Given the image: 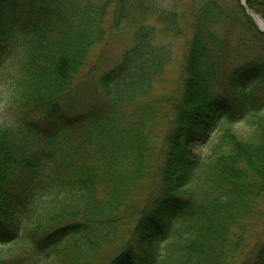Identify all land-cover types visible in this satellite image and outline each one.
Returning <instances> with one entry per match:
<instances>
[{"label":"trees","instance_id":"16d2710c","mask_svg":"<svg viewBox=\"0 0 264 264\" xmlns=\"http://www.w3.org/2000/svg\"><path fill=\"white\" fill-rule=\"evenodd\" d=\"M237 1L231 11L205 0L195 15L173 123L150 177L147 132L136 122L121 130L115 110L147 93L146 83L164 67V48L152 42L150 28L139 26L135 43L99 76L108 102L83 106L74 78L89 45L102 38V7L87 4L79 16L71 0H0V70L13 69L5 93L10 117H1L0 105V241L20 237L32 203L49 193L62 207L33 226L45 233L32 237L33 251L82 233L85 240L72 238L65 248L87 257L73 264H90L98 243L116 231L113 223L101 233L105 224L129 203L138 212L133 241L107 264L237 263L246 227L264 202V31ZM246 3L264 17V0ZM220 23L239 30L235 46L216 29ZM244 50L252 56L229 64ZM249 112L244 136L236 124ZM74 130L84 139L75 140ZM136 189L146 192L141 202L132 197ZM78 214L86 220L64 221ZM45 223L54 229L43 231ZM255 243L256 253L241 264H264V239ZM0 264L26 263L0 256Z\"/></svg>","mask_w":264,"mask_h":264},{"label":"rangeland","instance_id":"374dc122","mask_svg":"<svg viewBox=\"0 0 264 264\" xmlns=\"http://www.w3.org/2000/svg\"><path fill=\"white\" fill-rule=\"evenodd\" d=\"M71 1L77 2L79 6L77 14L79 16L83 14L87 4H90L93 8L97 6V10L100 6L102 8L104 6V10L101 8V12L103 11L101 20L102 38L89 45V55L86 57L79 75L76 74L74 78L79 89L78 99L84 102L83 106L92 103L104 104L105 102L106 104L108 102L109 98L105 96L103 88L98 83L99 76L104 71L115 66L123 52L135 43L134 34L139 26L149 27L152 42L156 46L164 48L160 51L163 57L166 58L164 67L158 74L155 73L152 76L149 83H146L148 85L151 84L150 90L147 93L138 91L133 99H127L115 104L117 120L121 130L136 122L141 126L142 130L147 132V145L149 144V146L146 150L145 170L148 176L153 177L158 164L162 160L167 133L173 123L174 112L172 107L174 100L180 93L185 77L186 56L194 29L193 21L205 0ZM218 1L229 6L231 11L238 9L237 0ZM93 12L94 9L92 10ZM224 28L221 23L216 26L219 33L223 34L226 32L229 35L231 44L235 46L239 40V30L232 27ZM20 44L18 43L15 47ZM251 56L252 52L248 50H244V53H232L229 58V64L230 62L231 64L240 63ZM12 70L11 63L0 70V105L2 107L1 117L3 118L4 116L10 117L11 112L9 109L7 110L10 104L6 99L5 93L8 91ZM261 111L264 112V108ZM250 114V112L247 113L243 120L236 124L244 136L248 133L250 127ZM70 134L75 140L84 139V135L78 130H74ZM40 137H42V134H40ZM207 150H209V146H205L204 151L206 152ZM150 177L141 175L139 180L150 183ZM140 186L143 187V183H140ZM98 187L99 194H102L106 189L103 184ZM132 197H136L137 202H141L143 198H146V192L144 190L137 191L136 189ZM32 204V210L23 217V234L6 243L0 241V256H8L14 259L20 258L26 264H73L74 260L78 262L87 260V257L78 249L65 248V243L72 238H76L80 242L85 240L82 233L67 236L57 244V247L52 245V247L45 248V250H32V237L38 240L45 235L44 232L34 233L32 230L33 226L37 225L39 221L44 222L46 215H51L52 211L59 210L62 207V202L55 198L53 199L48 193L41 195ZM136 209V205L127 203L119 212V215H114L115 219L109 220L105 224V228L102 229L101 233L105 234L112 230L114 233L106 238L104 237L98 243V248L91 253L93 256L90 264H107L113 256L132 240L138 215ZM65 215L67 216L69 213ZM70 219L85 221L86 217L78 214L77 217L69 216L64 221ZM113 223L116 224V231L115 229L109 230ZM48 226L50 225H47V223L43 224L41 226L42 230L48 232L50 230ZM52 229L54 227H51ZM246 231L245 242H243L245 252L243 255L240 254V256L242 255L241 258L237 259V263L234 260L233 264H241L246 255L251 259L252 255L257 251L256 238L261 236L264 239V202L258 206L257 213L253 216L251 225H247ZM95 233V231L91 232V236H94Z\"/></svg>","mask_w":264,"mask_h":264},{"label":"water","instance_id":"95a60500","mask_svg":"<svg viewBox=\"0 0 264 264\" xmlns=\"http://www.w3.org/2000/svg\"><path fill=\"white\" fill-rule=\"evenodd\" d=\"M243 5L246 7L247 11L254 16V14H257L259 16H261L259 13H256L252 8L248 7L245 0H242Z\"/></svg>","mask_w":264,"mask_h":264},{"label":"bare ground","instance_id":"6f19581e","mask_svg":"<svg viewBox=\"0 0 264 264\" xmlns=\"http://www.w3.org/2000/svg\"><path fill=\"white\" fill-rule=\"evenodd\" d=\"M257 21L259 22L260 26L264 27V21L260 18V16H256Z\"/></svg>","mask_w":264,"mask_h":264}]
</instances>
